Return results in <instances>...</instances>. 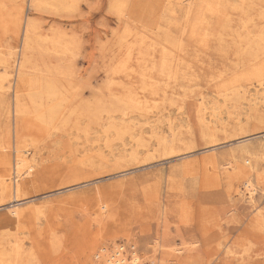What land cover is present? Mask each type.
<instances>
[{
  "label": "rangeland",
  "instance_id": "rangeland-1",
  "mask_svg": "<svg viewBox=\"0 0 264 264\" xmlns=\"http://www.w3.org/2000/svg\"><path fill=\"white\" fill-rule=\"evenodd\" d=\"M27 1L0 0V55L8 48L19 49L27 17L42 28L61 27L72 34L75 44L72 54L66 56L71 61L64 92L67 100L60 116L85 97L108 104L110 94L119 96L132 88L148 100L141 116L132 119L135 127L144 130L142 137L150 151L146 155L156 149L161 132L171 133L168 127L173 118L174 128L179 125L178 142L192 145L194 154L166 160L155 155L142 165L117 162L135 144L128 133L105 146L104 140H95L101 127L87 124L78 112L58 124L51 135L39 120L14 114L13 88L5 85L0 90V177L6 167L2 154L7 152L12 158L17 137L35 152L37 164L35 182L28 190L32 199L19 204L23 214L18 222L14 224L6 209L0 208V245L20 239L21 248L32 252L9 264H88L98 249L94 242L98 232L108 241L115 239L116 244L133 243L140 264H264V157L257 153L241 156L236 150L240 144H264V108L258 105L260 117L249 115L244 100H232L235 91L242 95L259 84L257 94L264 100V68H260L264 0H222L216 13L206 14V29L194 37L179 10L160 17L161 0H128L120 19L109 10L111 0H79L77 10L63 16L33 11ZM142 28L158 33L166 56L154 49L153 57L138 63L136 51L125 57L126 43L135 44L131 33L142 32ZM176 55L194 71L190 86L180 74L174 75ZM47 57L43 55L40 62L56 63ZM256 67L263 68L257 77L252 75ZM171 92L176 94L171 96ZM200 96L205 97L202 109L197 102ZM237 111L241 121L233 119ZM198 113L207 119H214V114L225 128L208 129L198 121ZM82 127H88L87 134ZM208 135L216 139L211 145L215 148L204 151L210 147ZM244 138L249 140L241 141ZM138 149V157L143 158L146 148ZM248 172L255 188L251 194L244 185ZM12 195L10 191L0 197L1 202L10 203ZM31 204L40 206L42 214L35 215Z\"/></svg>",
  "mask_w": 264,
  "mask_h": 264
},
{
  "label": "bare ground",
  "instance_id": "bare-ground-1",
  "mask_svg": "<svg viewBox=\"0 0 264 264\" xmlns=\"http://www.w3.org/2000/svg\"><path fill=\"white\" fill-rule=\"evenodd\" d=\"M11 1H15V0H11ZM27 2H28V6L30 8H32L33 11H35V10H43V11L46 10L47 12H50L52 14L54 13V14L63 16L64 14L65 15H68V14L71 15L73 12H75L77 10L79 0H28ZM127 2H128V0H111L109 2V10H111L113 13H116L118 18L120 19L122 16H124V12L126 10ZM221 2H222V0H161L160 6H159V12L162 15L161 16L159 15V16L163 17L165 13H173L174 14L179 10V12L182 13V15L186 18L185 22H188L190 24L191 33H193V37H194V34H198V33H200L201 30L206 29V27L208 25V22L204 21L206 14L207 13H209V14L216 13V11L219 10V6H220ZM262 2L263 1H261V3ZM134 4H136V3H134ZM136 5H138V4H136ZM192 5H194V7L191 10ZM129 8H131V7H129ZM133 8H134V6H133ZM143 8H142V11H143ZM152 9H154V8H152ZM190 12H191V17H189ZM133 13H134V11H133ZM255 14H256V11H255ZM150 15H152V12L150 13ZM17 21H19V18L16 20V22ZM122 22H123L124 26L129 24L127 20H124ZM39 24H41V23H39ZM39 24L34 19L27 17L24 20L22 36H21L22 39H21V43H19L20 44L19 49L17 51H14L11 48H8L7 50H5V52H3L0 55V90H3L5 85H6L5 87L7 89L11 88V87L13 88V90H12L13 99L12 100H13V104H14L13 112L15 115L19 114L21 116H29V117L31 116V117L39 120L41 123H43L45 125L46 130H48L50 132V134L52 135L55 133V131L57 129H59L58 124L62 125L63 123L66 122V120H68V117L70 115H74V114L79 112V116L80 115L85 116L87 124L90 123V124H93L95 126L97 125V126L101 127L100 131L95 132L96 133V135H95L96 139L95 140L96 141H98L100 139L102 141L104 140L103 143L105 144V146H108V147L111 145L113 138H121L125 133H128L129 138L133 139V142H135V144H133V147L131 148L130 153L123 155V156H120L121 158H119V160L117 159V162H123L126 164L131 163V164L142 165V163H141L142 161H145V160L151 161V159H153L155 157V155L162 157L166 160L169 158H177V159L183 158L184 159V157L186 158V157L194 154V152H190V149L193 147L192 145L186 144L185 140H183L185 143H183V142L179 143L178 142V141H181L177 137V134H176L177 133L176 130H177L179 125L176 126V128H174L176 123L173 121V120H175V118H173L172 120H170L169 124H171V125L168 127V129L170 130L169 132H171V133L169 135H166V134H163L161 132V135L157 139L156 149H154L153 152L150 153L149 155H146V153L150 152V151H148V148L146 147L149 144L144 143L145 142L143 140L144 136L142 137L144 130L141 128V126L135 127L136 123L134 121H132V119H135L136 116H141L143 103L147 102L148 100L144 94H140L139 92H137V90L132 89V88H128L127 92H125L119 96H115V95L110 94L107 98V99H110V102L108 104H105V100L103 103L101 100H99L97 98V99H95V101L92 102V100L90 101L88 98L85 99L86 98L85 97L84 100L82 99L79 102L77 107L74 106V108L70 109L68 114L66 113V114H63L60 116V114H61L60 108L62 107V109H63V107H64L63 101L67 100V99H65V96L67 94L65 95L64 92L67 91L65 89H66V87H68L67 82H66V77L68 74L67 73V67L71 64L70 60L66 61V56H67V54H72L73 43L75 41L73 42V39L71 36L72 34L69 35L61 27L49 26L48 28L45 29V28L40 27ZM242 27H244L243 24H242ZM125 29H128V26H126ZM238 30H240V29H238ZM227 31H229V30H227ZM131 35H132L131 41H133L135 44L129 45L128 43H126L127 46L125 48L126 49L125 50V52H126L125 57L130 58L131 54L133 55V51H136L135 59H136V62L138 63L140 60H145V59L147 60V58H145V57H148L150 55L153 57L154 55H152L153 53H151V51H153L154 49L160 50L163 53V56H166V51H165L166 47L164 48V44L159 39V35L157 32H155L151 29L146 30V29L142 28V32L140 30H135L134 32L131 33ZM211 37H212V35H211ZM237 37L239 38L238 34H237ZM180 38H181V36H180ZM246 41H248V40H245V42ZM238 43H239V41H238ZM240 45H241V43L238 44V46H240ZM130 46H132V47H130ZM155 51H157V50H155ZM43 55H47L49 58L54 59L56 61V63L51 64V65L45 63L44 61L41 63L40 59H43ZM14 56H16V57H14ZM176 56H177V58L175 59V63H174V75L177 76L178 74H180V76L185 80V84L190 86V84H192L191 80H192V77L194 76V71L191 70L190 66H187L186 64H184L182 62L179 55H176ZM48 57H47V59H48ZM13 58H15V59H14V68L12 69L11 68V63H12L11 59L13 60ZM261 67L264 68V58H263L262 63L260 65V68ZM256 68H258V67H256ZM262 69L258 68L256 70H253V68H252L251 69V70H253L252 75L257 77L258 75L261 74ZM196 75H195V77H196ZM62 80H64V82H62ZM230 84H232V82ZM120 85H122V84H120ZM259 85H256L252 90L245 91V93L242 92V95L240 94L239 90L235 91L234 94H235L236 99H232V100L238 101L241 98L242 100L245 101V102H243V104H245V106H246L245 107L246 111L249 110L248 114L249 115L253 114L254 116L260 117L261 113H259L260 109H258V105H260L264 108V100H261V98L257 94V92L259 91L257 86H259ZM260 87H261V85H260ZM174 94H176V93L171 92L170 95L172 96ZM22 96H24V97H22ZM163 96H167L166 93H164ZM92 97L93 98L95 97L94 94L92 95ZM105 97H106V94H105ZM204 98L205 97L200 96L199 99H197V102L200 105V107H199L200 109L203 108V103L205 102ZM139 99H143L144 102H142V100H139ZM66 102H65V104H66ZM223 105H225V104H223ZM179 108H181V106ZM204 108H205V106H204ZM200 109H199V111H200ZM115 111L119 112L118 117H115V115H114ZM133 112L135 113V115H133ZM143 112H145V110H143ZM240 113L241 112L236 113L237 115H236V117L234 116L235 118L233 117V119H235L236 121H241V117H239ZM198 115H199V113H198ZM246 115H247V113H246ZM212 116L214 117V119H212V118L207 119L205 116H203L201 114L198 116V121H200L201 124L205 125V127H207L208 129L218 130V129L225 128L226 125H224V123L221 122L220 118H215L214 114ZM158 117L159 116H157V118ZM70 118H71V116H70ZM244 126L246 127L245 123H244ZM241 128H243V127H241ZM88 130H89L88 127H84L83 128V131H84L83 134L84 135L87 134ZM90 130H91V128H90ZM229 130L230 129H228V131ZM246 130H244V131H246ZM150 131H152V128ZM91 136H93V135H91ZM111 136H112V139H111ZM244 136H246V135H244ZM206 137L208 139L210 147L205 148L204 151H209V150L215 148L214 146L212 147L211 145L214 144L216 139L210 135H208ZM247 139L249 140V138H244V139H241V141H244ZM25 140H26V138H25ZM256 142H258V141H256ZM74 143H76V142L74 141ZM263 145H264L263 143H260V144H258V146L254 147V146H250L249 144H240L236 147V150L241 154V156H242V154H251V153L255 154V153H257L258 155L264 157V146ZM125 147H126V144H125ZM139 147L146 148V149H142L143 153L145 154L143 158H139L140 156L138 157V155H139V149L138 148ZM36 148H35V150H36ZM6 153L2 154V155H4L3 161L5 162L6 167L3 170L2 175L0 177V197L3 198V196L8 195V193L11 191L13 194L12 195L13 200L10 203L5 205L1 202L2 199H0V208L6 209V214H7L8 218L15 224L16 222H18L19 218L23 214L22 207H20L19 204L24 203L27 200L32 199L31 198L32 196H29L31 194H30V191H28V190L31 187V185L34 184V182H35V179H36L35 167L37 166V164H36L35 152H33L26 145H24L23 140L18 138V137L15 139V142H14L12 158H11V156L8 155V153L7 154ZM230 154H231V158H233L234 152L231 151ZM2 155H1V157H2ZM212 155H214V154H212ZM196 159H198V158L196 157ZM237 167L239 170L243 169L239 165H237ZM246 175H247V177L244 178V185L246 187V190L251 194L252 192H254L253 190L255 188L253 189L252 184L250 182L249 172ZM75 186H77V185H75ZM73 188H75V187H73ZM237 193H240V191H237ZM30 206H31L30 208H31L32 212L35 215H38L39 213H41L40 212L41 211L40 206L38 207L36 204H34V205L31 204ZM259 214H261V213H259ZM42 216L44 217V215H42ZM37 220L39 221V218ZM103 236L104 235L101 232L97 233L94 242L97 244L98 249L93 253V258L90 257L88 264H96V263L98 264L100 262V260L102 261L100 264H140L139 263L140 255L137 253L136 247L133 243H121V244L118 243V244H116L115 239L112 238V239H109V241H108ZM7 240H9V239H7ZM19 240L14 239L13 241H9L8 243L5 242V244L0 245V264H9L13 260H15L14 263H18L17 260L19 261L20 260L19 258H22V256L25 255L26 253H28L29 255L32 254L31 249L28 252H26L21 248V243ZM1 241H3V240H1ZM153 241H155V240H153ZM155 242L157 245H160V244H158V241H155ZM124 245H128V246L131 245V246H133V249L135 250L136 253L133 254L131 259L130 258L128 259L126 254L123 253L122 248L124 247ZM95 257H98L100 260L99 259L97 260V258H95ZM126 260H129V261L127 262ZM26 264H28V263H26Z\"/></svg>",
  "mask_w": 264,
  "mask_h": 264
},
{
  "label": "built area",
  "instance_id": "built-area-1",
  "mask_svg": "<svg viewBox=\"0 0 264 264\" xmlns=\"http://www.w3.org/2000/svg\"><path fill=\"white\" fill-rule=\"evenodd\" d=\"M122 251H123V253L126 254V256L128 257V259L129 258L131 259L132 256H133V254L136 253L135 250L133 249V246H131V245H129V246L128 245H124V247L122 248ZM126 261L128 262L129 260H126Z\"/></svg>",
  "mask_w": 264,
  "mask_h": 264
}]
</instances>
